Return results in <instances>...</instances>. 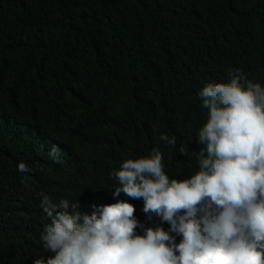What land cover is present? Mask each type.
Instances as JSON below:
<instances>
[{"label": "trees", "instance_id": "1", "mask_svg": "<svg viewBox=\"0 0 264 264\" xmlns=\"http://www.w3.org/2000/svg\"><path fill=\"white\" fill-rule=\"evenodd\" d=\"M230 67L264 85V0H0V264L54 255L40 239L50 223L40 192L89 215L125 200L145 227L159 225L142 198L113 197L110 172L154 147L170 178L198 171V92Z\"/></svg>", "mask_w": 264, "mask_h": 264}, {"label": "clouds", "instance_id": "2", "mask_svg": "<svg viewBox=\"0 0 264 264\" xmlns=\"http://www.w3.org/2000/svg\"><path fill=\"white\" fill-rule=\"evenodd\" d=\"M227 75L198 92L207 120L197 133L204 147L193 153L198 171L190 178H170L160 147L110 172L119 185L113 197L142 198L143 213L148 220L159 217V225L145 227L125 200L92 204L89 215L76 200L54 202L40 192L39 207L50 220L40 239L54 255L34 264H264V85L239 67ZM159 139L176 146L174 136ZM178 151L188 154L183 145ZM48 155L58 162L60 146ZM17 171L32 170L20 162ZM21 184L31 191L26 177Z\"/></svg>", "mask_w": 264, "mask_h": 264}]
</instances>
